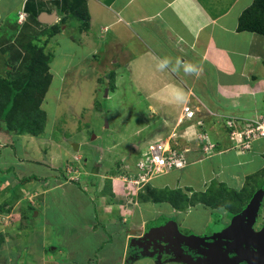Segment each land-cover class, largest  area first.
I'll list each match as a JSON object with an SVG mask.
<instances>
[{"label":"crops","instance_id":"0c3cea01","mask_svg":"<svg viewBox=\"0 0 264 264\" xmlns=\"http://www.w3.org/2000/svg\"><path fill=\"white\" fill-rule=\"evenodd\" d=\"M252 1L0 0V87L13 91L16 88L28 89L27 81L31 72L28 68L34 53L41 50L47 55L45 57H49L45 68L51 76L45 93L36 103L45 113L42 132L33 135L9 129L0 119V202H2L0 207L5 205L9 211L7 215H3L2 212L0 215L16 219L14 223L17 227L14 229L17 230L12 231L16 237L18 234L25 233L28 236L29 233H34L26 231V226H20L24 220L29 222L27 210L35 211L38 217L49 205L52 214L58 212L62 218L64 210L73 211L74 215L78 214L81 217L82 209L89 204L94 211L98 208L101 214L98 220L97 212L96 215L93 214L91 220L82 216V223L77 219L73 220L72 224H78L77 228L70 226L69 222L71 231L58 232L60 237L61 234L63 237L65 234L74 237L86 235L82 247L73 241L72 243L76 245H70L62 238L57 240L65 246L51 247L49 237L54 231L48 230L53 226L50 219L44 218L39 224L30 226L31 229L37 227L35 232L39 236V239L37 238L39 242L36 246L33 243L28 244L27 250L34 260L27 259L21 264H185L159 260L150 255H145V260H141L139 254L128 256L127 249L129 231L133 232L154 224L155 230L163 231L170 222L174 223L175 230L180 229L179 226L186 225L188 212L184 213L185 220L181 223L183 218L179 215L182 210L173 208L168 202L139 199L134 191L129 198L126 194L131 208L126 216L114 209V206L108 210L104 208L108 198L112 197L113 201L116 196H124V192L114 194L115 189H112L113 194L106 192L92 200L84 193H80L79 187L74 185L77 193L72 195L76 200L64 194L72 183L61 178V175L55 176L47 170L49 166H53L45 159L47 152L42 143L43 140L49 139V134L44 132L46 112L43 106L47 102L48 88L55 74L59 75L62 84L59 93L61 95L63 92L64 95L65 82L70 78L68 74L80 65L77 63L74 67L75 62H71L75 54L78 53L81 58H87L88 61L94 59L97 61L98 58L102 60L99 72L104 74L107 72L108 77H111L114 62L115 75L118 74L116 88H123L122 84L127 81L130 90H137V94L143 93V96L150 97L155 104L158 103L168 112L163 120L168 124L169 130L174 127L178 117L182 116L184 105H189L196 111L195 118L185 125H180L182 129L179 130L181 143L187 149L185 156L188 164L184 169H180L181 175L176 173L170 175V171L157 175L151 179V186L160 189L179 188L184 191L189 188L193 191H202L214 179L228 182L230 186L235 184L240 186L245 174L255 173L262 167V163L264 164V149L261 148L257 152L259 143L264 141H254L251 149L239 150L231 146L230 138L232 129H241L251 119L264 112V35L237 29L239 15ZM81 7L86 8L88 16L86 21L76 14ZM20 13H23L22 18L19 17ZM169 17L172 23H165L167 21L165 18ZM73 19L79 21H75V27L71 28ZM112 26L115 27L114 30ZM120 29L126 35H130L127 36L128 39L125 36L124 42L131 52L136 53L130 57L125 50L124 55L128 56L123 62L115 54L111 55L116 56V59L112 58L113 60L111 57L102 56L106 51L102 50L100 44L102 41L100 32H106L105 45L109 40H122L119 35ZM139 42H142L143 46L138 45ZM139 48L141 50H138ZM57 49L61 52L59 56L55 54ZM164 57H168L171 63L164 70H160L158 64ZM95 60L92 64L96 70ZM178 60L195 65L197 74H186L184 68L177 63ZM178 90L183 92L186 99L176 98ZM39 91L40 89L35 91L36 99ZM93 94L96 98V91ZM92 102L93 99L88 105L90 106ZM198 119L206 121L211 139L216 138L219 141V150L211 156L202 155L200 143L195 138L197 132L206 131V125L203 123L202 127L199 126V121L196 122ZM231 119H235V124L229 128L228 122ZM146 129L148 127L143 130L138 128L132 133L135 137H144L146 132L143 131ZM168 129L157 131L155 136L161 132L167 133ZM183 130H188L187 138H184L186 134ZM139 146L141 147L140 144ZM15 147L23 150L25 156L22 157L21 153L18 157L14 152ZM24 161L30 164L38 163L39 166L44 164L41 176L36 173L39 171L38 168L29 169ZM88 174L91 173L88 171ZM87 184V188L90 187L88 189L95 193L94 182L88 181ZM115 184L116 188L123 187L119 182H114V187ZM118 185L121 187H117ZM128 203L126 201L125 205ZM153 203L158 205L159 211L156 210L157 207L152 206ZM77 210L82 211L78 213ZM163 213L167 217L175 213L177 219L164 217V220L157 222ZM103 217L108 220H104ZM154 218L155 223L151 224ZM127 222L135 227L131 230L124 229ZM255 222L252 229L261 230L264 223L261 226H254ZM82 224L85 227L80 229ZM192 231L197 235L205 233L203 229L196 227L192 228ZM212 233L213 238L215 234ZM14 245V241L8 239L3 229L0 264H13L16 258L12 253ZM90 245L94 247L88 249ZM7 249L9 253L1 259V252ZM114 249L118 250L117 255H114ZM83 250L88 256L81 255ZM134 256L137 258L127 262L128 257Z\"/></svg>","mask_w":264,"mask_h":264},{"label":"rangeland","instance_id":"374dc122","mask_svg":"<svg viewBox=\"0 0 264 264\" xmlns=\"http://www.w3.org/2000/svg\"><path fill=\"white\" fill-rule=\"evenodd\" d=\"M77 20L76 19L72 20L73 25L71 26V28H73L75 21ZM165 20H167L165 23L168 22L172 23V19L170 17L165 18ZM115 27L112 26V30H114ZM97 30L99 31L98 28ZM123 32H124L123 30L121 29L119 30V35L122 37V40L120 39L109 40L108 42H106V45L104 39L106 32H100V34L102 35V41L100 42V44L101 47L103 48L102 50L104 52L106 51L104 54L102 53V56H105L106 58L111 57L110 59L112 58L116 59V56H111L112 54H115L117 55V58L120 59V61L122 62L126 61V56H128V54L130 57L135 56L136 53H134V51L131 52L128 49V46L124 42L125 36L128 39L127 36L130 37V35L128 34L126 35V33ZM110 33L111 32L109 31L108 34ZM138 45L143 46V43L139 42ZM125 50L128 53L126 55H124ZM138 50H141V48H139ZM83 52L86 53V51ZM60 53H61L60 49H57L55 51V54L58 56L60 55ZM94 60L88 61L87 58H81L78 53L75 54V56H72L71 62H75L74 67L77 66L76 65L77 63H80V65H78L77 68L71 70V72L68 74L70 78L68 81L66 80L65 82L66 87H65L64 95L63 92L61 95L59 93L62 84L59 81V75L57 74L54 75V79L51 81V84L48 88V93L46 98L47 102H45L43 109L46 112V127L44 132L45 133L47 132V134H49L48 135L49 139L47 141L43 140L42 143L43 146L46 147V152H47V154L45 155V159L52 164L54 169L53 167L49 166L47 170L50 171L55 176L61 175V178L65 179L67 182L72 183L67 189V192L64 194L65 195L67 194L68 197H72L73 200L76 199L72 194L77 193L75 191L74 185L79 187L80 193H84L92 200L95 199V196L97 197L100 194L106 192L113 194L112 189L113 190L115 189L114 194L124 192L125 193L124 196H120V195L119 197L116 196V198H114L113 201H111L112 197L108 198L107 204L105 203L104 208L106 207L107 209L106 208L105 209L108 210L111 209L112 206H114V209L121 211V213H124L126 216L128 213H130L129 211L131 210L126 194H128V198H129V196L132 195V192L135 191L136 184L133 186V188H131V186H128L127 184L122 182V180L123 178L132 177V176H128L127 174H132L136 172L135 166L138 163V160L140 158V152L143 146H145L144 147L145 149L149 145H152V143L157 139L168 136V134L170 133V130L168 129L169 126L163 120V118L167 115L168 112H166L163 108H161L158 103L155 104L150 97L143 96V93L137 94L138 92L137 90L136 91L130 90L129 84L126 80H125L126 83L122 84L123 88L117 89L115 86V82L118 80V74L115 75V71H114L116 68L115 65L116 63L114 62L112 63L111 77L110 76L108 77L107 72L105 74L103 72H99V70L102 68V62H101L102 60H100L99 58L97 59V61L95 60L97 62L96 70L94 69L95 68L94 64H92ZM94 83H95V89H94ZM110 83H112V86H110ZM95 91L97 93L96 98L94 97L93 94ZM92 99L93 102L89 106L88 104ZM145 101L147 102L145 103ZM162 111L164 113H162ZM77 118L79 120H77ZM198 121L199 119L196 122ZM205 122L206 121L201 120V125L202 123L206 125ZM177 123L178 120L176 121L175 125H173L174 127L171 128V130L177 128ZM146 127H148V129L143 131L146 132L144 137L138 138L135 137L134 134L132 133L134 130L138 128L143 130ZM167 129H168L167 133L161 132L160 134L162 135L159 134L160 136L159 135L155 136L157 131H164ZM205 130L207 132L204 130L202 131L203 138L199 139L198 143H200V145L212 144L213 145L212 154H214L215 151L219 150L220 148V146L218 145L219 141L216 138L211 139L210 135L208 134L209 130L207 128V125ZM185 134L186 136H184V138H187L188 130L185 132ZM234 143H236V141L232 142L231 146L236 147L237 143L236 144ZM139 144L141 145V147L139 146ZM180 144L182 145L181 142ZM138 147L140 148L138 149ZM136 148L138 150H135ZM257 148H258L257 152L261 150V148L264 149V143L260 142ZM15 149L16 150H14V152H16V155H18V157L20 156L21 153H22V157L25 156L23 150L17 147H15ZM144 149L143 152L145 151ZM62 150L65 152H63ZM24 163L27 165V168L29 169L38 168L39 171L36 173L39 176H41V173L45 168L44 164H41V166H39L38 163L30 164L27 161H24ZM88 171L91 174H88ZM175 173L181 175L182 170L173 169L170 171V175H175ZM247 176L250 177H248L247 179L246 178ZM243 177H244V181L242 182L241 180L240 186H238L237 184H235L234 186H230L228 182L225 183L226 190L228 191V193L232 192V189H234L235 191H240L245 194L244 201H242V204L244 206L242 207L241 210L244 209V207L248 204V202L252 198L253 194L258 189L261 188L264 189V164L262 163V167L256 170L255 173L248 175L245 174ZM84 180H86L85 182L86 184L84 183ZM88 181L94 182L95 193L92 190H89L90 187H88L89 189L87 188ZM114 182L115 183L119 182V184L123 187L116 188V184L114 187ZM120 185H118L117 187H121ZM146 185L147 183L140 186L143 195H145L146 189L144 188H147ZM215 185L216 184H214L213 186ZM215 188H217V186H215ZM165 190L168 193L169 191H171L169 189L167 190V188H165ZM217 191H211V192L216 193ZM184 192L185 193L187 192V195L192 196V193H190V191L187 190V188L184 189ZM226 197L228 199V202L233 205L232 209L225 207V205H219L216 208H212L202 202L197 201V199H199L198 197L192 198V200L195 201V203L192 201L194 205L188 206V203H186L187 202L186 201L185 205L187 206L188 209H186L185 207H180V210H182V212L180 213L179 216L183 218L180 221L182 223L185 220V218L183 217L184 213L186 214V212H188V217L186 218L187 222L186 225H183L184 227L179 226L180 229L175 230L177 235L180 236V238L183 240H188L190 238L197 240L198 237H200L201 233L197 235L196 233H194V231H192V228L195 227L197 229L201 228L205 232L208 231L219 232L228 229L229 226L231 225V221H233L234 219L233 218L234 213L236 214L237 211H239L240 203L231 193L226 195ZM126 201L128 203L127 205H125ZM161 202L166 203L167 201L162 200ZM1 203L2 202H0V204ZM152 206L157 207L156 210L159 211L158 205L156 203H153ZM143 207H145V203L143 204ZM159 208H163V206H159ZM0 210H1L0 212L4 213L3 215L5 214L7 215L9 213L5 205L1 206ZM82 210H81L82 212L77 210L78 213L81 212L80 213L81 217L82 216L87 217L90 220L92 219V216L96 215V212L98 213L97 220L99 219V216H101V214H99L98 208L96 211H94L91 208V206H89V204L88 205L86 204V207ZM102 211L104 213V210ZM57 213L58 212L52 214L51 207H49V205L44 209L43 213L41 212L38 215V217H36L37 215H35V211L31 212L30 210H27L26 214L29 222H26L24 220V222L20 223V226L21 227L26 226L27 228V229L25 228L26 231H33L34 233H29L28 236L25 235V233L22 235L18 234L16 237L12 232L13 230H17V228L14 229L15 227H17V225H15L14 223L16 219H14L13 217H5L3 215H0V241H1L2 230L4 229L5 233H7L8 239L10 240L12 239L15 244L14 251L12 253L16 256V258L13 264H21L27 259H31V258L34 260V258L29 254L27 248H28V244L31 243H33L36 246V243L39 242L37 241V238L39 239V236L35 232L37 227L31 229L30 226L39 224L40 221L44 220V218L50 219L53 225L52 227L48 228V230L54 231L51 233V236L49 237V243L51 244L50 245L51 247H55L56 245L58 247L65 246V244H61V241L59 242L57 240L61 238L70 245L79 243L80 247H82V244H84L86 240V235L85 236L77 235L74 237V235L65 234V236L63 237L61 234L60 237V234L58 233L62 231L66 232V230L71 231L70 226H72L73 228H77L78 224H72L73 220L77 219L80 223H82L81 222L82 218L78 216V214L74 215L73 211L71 212L69 210H64L63 218L59 215V213L58 214ZM159 217L160 218L156 220L157 222L164 220V217L165 218L172 217V219L175 220L177 219V214L173 213L167 217V215L163 213V215H160ZM103 219L108 220L107 218L104 217ZM154 221L155 218L152 220L151 224L155 223ZM68 223L70 226L68 225ZM122 223L124 224V222ZM127 223L128 224L126 226L128 228L125 226L124 229L131 230L135 227L131 225L130 222ZM263 223H264V198L262 201V205H260V210L258 212L255 225L258 226V225H262ZM193 225L195 227H192ZM83 227L85 226L82 224L80 226V229ZM230 228L231 229L229 230V232L233 230L232 227ZM137 231L140 232L139 230H134L133 232L129 231L128 233L129 237H134L136 234H138ZM121 236L122 235H120V237ZM72 241L75 243H72ZM209 243L210 241H206L205 238H202L199 240L198 247H202L205 250L204 246ZM168 244H169L168 250L171 251L172 259H176V258L179 259L180 256L183 255L180 247L178 248L172 246L170 243ZM95 245H97V243H95ZM185 246L188 247L187 244H185ZM88 247H89L88 249H91L94 247V245H90ZM210 247H212L211 258H216L219 254V249L217 248L215 251H213L214 250L213 246L210 245ZM231 247H232V243H228L227 248L231 249ZM193 249L196 251V253H198L197 247ZM113 252L114 255L118 254V250L116 249H114ZM204 252H201L200 254ZM8 253H9L8 249L3 250V252H1L2 254L1 259H3V256H5ZM200 254L199 255L193 254V258L196 259L198 256H202ZM238 254L240 256L241 252L239 251ZM81 255L88 256L84 250L81 251ZM139 255L140 257H142L141 260L142 259L145 260L146 258L145 255L148 254L141 253ZM128 258H127V262H130V260L137 258V256H134L132 258L128 257ZM221 259L223 260L222 262L224 263H227L229 260H232L233 261L232 263L235 264L234 259L228 258L226 254H224V256H222ZM33 260L31 261L33 262ZM238 264H243V263H238Z\"/></svg>","mask_w":264,"mask_h":264},{"label":"trees","instance_id":"16d2710c","mask_svg":"<svg viewBox=\"0 0 264 264\" xmlns=\"http://www.w3.org/2000/svg\"><path fill=\"white\" fill-rule=\"evenodd\" d=\"M85 11L86 8L81 7L76 13L83 21H86L88 18ZM237 29L239 31L246 30L264 35V0H253L252 3L241 12L238 17ZM45 56L47 55H45L42 50L34 53L28 68L31 71L29 74V81H27L28 89L16 88V90L13 91V89L10 90L0 87V119L5 122L9 129H16L19 132L25 131L33 135H38L43 131L45 113L36 103L45 93V89L49 85L51 77L45 68V63L49 57ZM39 89L40 91L37 93L36 99L35 91ZM248 177L250 176L246 178L248 179ZM214 184H216L215 186H217V188L213 186ZM146 187L147 188H144L146 189L145 195H143L141 190L138 191L137 197H139V199L153 202L165 200L176 209H180V207L187 208L185 205L186 201L188 206L194 205L195 201L192 200V198L197 197L199 198L197 201L212 208L225 205V207L232 209L233 205L228 202L226 197L229 193L240 203L239 211L244 206L242 204L245 195L243 192L232 189V192L228 193L225 183L216 179L211 181L208 187L202 191H191V189L187 188V190L192 193V196L187 195V192L185 193L179 188L169 189L171 191L168 193L165 188H156L151 186L150 183H147ZM211 191L217 192L214 193ZM192 201L194 203H192ZM239 211H237L236 214H238Z\"/></svg>","mask_w":264,"mask_h":264},{"label":"built area","instance_id":"2783aa9c","mask_svg":"<svg viewBox=\"0 0 264 264\" xmlns=\"http://www.w3.org/2000/svg\"><path fill=\"white\" fill-rule=\"evenodd\" d=\"M19 17L22 18L23 13H20ZM195 112L189 105H184L180 120L183 122L190 121L194 118ZM234 123V119L228 122L229 126ZM231 134L237 142V147L242 150L250 149L253 141L264 138V112L251 119L241 130H233ZM177 137V132L172 131L166 138L159 139L145 148L136 165V172L129 174L132 177L123 178V180L136 184L138 189L142 183L153 176L184 166L187 163L185 156L187 149L177 147ZM199 137L203 138V134L201 133ZM212 147V144H204L202 145V152L209 155Z\"/></svg>","mask_w":264,"mask_h":264},{"label":"water","instance_id":"95a60500","mask_svg":"<svg viewBox=\"0 0 264 264\" xmlns=\"http://www.w3.org/2000/svg\"><path fill=\"white\" fill-rule=\"evenodd\" d=\"M263 195L264 189H258L253 194L245 208L233 217L234 219L231 221L229 228L213 235L215 240L205 245V252L200 254L203 257L199 256L194 259L192 255L186 254L187 256H185V258H176L172 259V261H179L185 264H233L232 260H229L227 263L222 262L223 260L221 258L224 254H226L228 258L234 259L235 264H264V226L259 231H254L252 229V225L258 214ZM173 224V222H170L168 226L173 227ZM230 227H232L233 230L229 232L231 229ZM239 232L244 235L243 238H237L235 236V233L237 234ZM202 238L203 237H198V239ZM219 239H223L220 246H218L219 254L216 258H211L212 247H210V245L214 246L215 242H219ZM134 240H136L135 237L131 239V242ZM228 243H232L231 249L227 248ZM224 247L225 249L223 250ZM239 251L241 252L240 256L238 254ZM229 253L232 255H229ZM150 256L153 257V254H150Z\"/></svg>","mask_w":264,"mask_h":264},{"label":"flooded vegetation","instance_id":"af4514ba","mask_svg":"<svg viewBox=\"0 0 264 264\" xmlns=\"http://www.w3.org/2000/svg\"><path fill=\"white\" fill-rule=\"evenodd\" d=\"M154 226H147L144 227L143 229H140L138 234H136L134 237L136 240L131 242V239L133 237H130L128 240V249L127 253L130 254H141V253H146L148 255L153 254V258L159 259V260H172V254L171 251H169V244L170 243L174 247H180L182 250V254L180 258H185L187 256L186 254H190L193 256L199 255L201 252H204L205 250L202 247H198L199 240H183L180 238V236L177 235L175 232V229L173 227H166L163 228V231L160 230H155ZM255 226V224H254ZM261 226V225H259ZM205 232V231H204ZM212 232H205L204 235H200L201 237L205 238L206 241L213 242L215 238L211 237ZM216 232L213 231L212 234H215ZM166 234V235H165ZM233 234V233H231ZM237 238H243L244 235L241 234V232L235 234ZM223 239H219V242H215L213 246V251H215L218 246L222 243ZM187 244L188 247L185 246ZM198 250V253L193 248H196ZM225 249V247L223 248ZM229 255H232L229 253ZM199 257V256H198ZM197 257V258H198Z\"/></svg>","mask_w":264,"mask_h":264},{"label":"clouds","instance_id":"9594fccd","mask_svg":"<svg viewBox=\"0 0 264 264\" xmlns=\"http://www.w3.org/2000/svg\"><path fill=\"white\" fill-rule=\"evenodd\" d=\"M171 63V60L168 58V57H164L163 59H161L160 60V62H159V64H158V68L160 69V70H164L169 64ZM177 63L180 65V66H182L183 68H184V71H185V73L186 74H189V75H192V74H197V67L195 66V65H193V64H191V63H182V62H180L179 60L177 61ZM176 98L178 99V100H184V99H186V97L184 96V94H183V92L182 91H180V90H178L177 91V94H176ZM196 113V112H195ZM194 118H195V116H194ZM193 118V119H194ZM181 119V116L180 117H178V123H177V128L176 129H173V130H170V133L172 132V131H176L177 132V134H178V137H177V141H178V145H177V147H179L180 149H182V148H185V146H183V145H181L180 144V142H181V140H180V138H181V133H180V129H182L181 127H180V125L182 126V125H185V124H187L188 122H190V121H192L193 119H191L190 121H186V122H183V120H180ZM232 120V119H231ZM235 120V119H234ZM230 121V120H229ZM183 122V123H182ZM201 120H199V126H202L203 125V123H202V125H201ZM235 124V123H234ZM234 124H232V126H234ZM232 126H229V124H228V127L230 128H232ZM243 127H241V129H242ZM241 129H232L231 130V132L233 131V130H241ZM186 131L185 130H183V133H185ZM231 132H230V138H231V140H232V142H235L236 140L234 139V138H232V134H231ZM169 133V134H170ZM202 132H197L196 133V139H197V141H199V139H201V137H199V135L201 134ZM168 134V135H169ZM167 137V136H166ZM166 137H162V138H159V139H164V138H166ZM159 139H157L156 141H158ZM258 140H261V141H264V138H261V139H257V140H255V141H258ZM156 141H154V142H156ZM254 142V141H253ZM252 142V143H253ZM237 143V142H236ZM236 143H234V144H236ZM144 147L145 146H143V148H142V150H141V152H140V157H141V155H142V152H143V149H144ZM252 147V146H251ZM213 148V147H212ZM235 148H239V147H235ZM200 149H201V152H202V145H200ZM251 149V148H250ZM240 150H242V149H240ZM202 155L203 156H211V155H213L212 154V150H211V154H209V155H207V154H204L203 152H202ZM140 159V158H139ZM187 159V158H186ZM188 164V160H187V163L184 165V166H182V167H179V168H176V169H181V168H185L186 167V165ZM135 169H136V166H135ZM162 174V173H161ZM128 176H129V174H127ZM157 175H160V174H157ZM156 175V176H157ZM156 176H153L152 178H150V179H153L154 177H156ZM150 181L151 180H147L146 182H144V183H142V185H144L145 183H150ZM122 182H124L125 184H127L128 186H131V188H133V186L135 185V184H133L132 185V183L131 182H128V181H126L125 182V180H122ZM142 185H140V186H142ZM136 186V185H135ZM137 187V186H136ZM138 190H141L140 189V187L137 189H135V193H136V191H137V193L136 194H138ZM262 201H263V198H262ZM262 201H261V205H262ZM171 205V204H170ZM174 208V207H173ZM245 208V207H244ZM176 209V208H175ZM188 209V208H187ZM259 210H260V208H259ZM259 210H258V212H259ZM242 211V210H241ZM258 215V214H257ZM199 240V239H198Z\"/></svg>","mask_w":264,"mask_h":264}]
</instances>
